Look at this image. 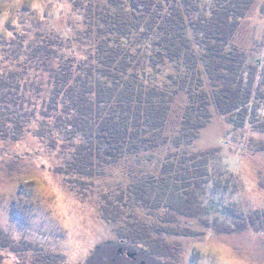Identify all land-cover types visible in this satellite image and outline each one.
<instances>
[{
  "label": "trees",
  "instance_id": "1",
  "mask_svg": "<svg viewBox=\"0 0 264 264\" xmlns=\"http://www.w3.org/2000/svg\"><path fill=\"white\" fill-rule=\"evenodd\" d=\"M257 1L93 0L85 11L95 35H87L85 54H58L69 42L59 36L24 55L23 48L9 52L13 65L7 72L0 66V140L31 132L52 149L60 143L68 157L56 172L65 177L93 179L122 161L143 160L137 181L103 196L102 219L116 226L121 245L177 258L179 247L166 238L199 234L192 222L202 218L211 177L209 154L187 153L183 144L214 111L246 120L254 98L264 104V90L254 93L246 81V52L233 43ZM179 105L180 130L170 134ZM32 119L38 128L26 127ZM256 128L264 132V119ZM166 146L174 151L157 165L154 152ZM250 219L264 221V210ZM32 244L0 232V264L6 253L52 262Z\"/></svg>",
  "mask_w": 264,
  "mask_h": 264
},
{
  "label": "rangeland",
  "instance_id": "2",
  "mask_svg": "<svg viewBox=\"0 0 264 264\" xmlns=\"http://www.w3.org/2000/svg\"><path fill=\"white\" fill-rule=\"evenodd\" d=\"M204 1L210 6L213 0ZM92 2L1 0L0 66L7 72L13 65L7 60L10 51L27 52L44 37L69 39L56 50L60 55L86 53L91 46L87 35H95L86 15ZM233 43L246 52V81L254 93L264 90V0L253 6ZM184 109L179 105L173 113L167 128L170 134L180 130ZM263 119L264 104L254 98L246 120L214 111L198 137L183 144L187 153L209 154L211 177L201 198L202 218L192 222L199 234L166 238L179 247L177 258L121 245L116 226L102 219L103 196L137 181L143 160L122 161L93 179L65 177L56 172L68 157L60 143L52 149L31 132H25L21 141L0 140V232L30 241L52 255L47 264H264V221L250 219L264 210V150L260 149L264 132L256 128ZM32 120L26 127L38 128L39 120ZM172 151L168 146L155 151L156 164ZM134 252L138 256L130 257ZM36 255L6 253L2 264H43Z\"/></svg>",
  "mask_w": 264,
  "mask_h": 264
},
{
  "label": "water",
  "instance_id": "3",
  "mask_svg": "<svg viewBox=\"0 0 264 264\" xmlns=\"http://www.w3.org/2000/svg\"><path fill=\"white\" fill-rule=\"evenodd\" d=\"M1 1V0H0Z\"/></svg>",
  "mask_w": 264,
  "mask_h": 264
}]
</instances>
